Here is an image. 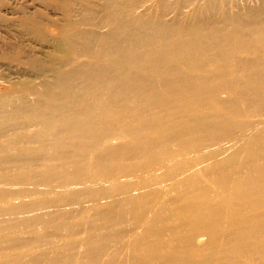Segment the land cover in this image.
<instances>
[{
    "label": "bare ground",
    "instance_id": "1",
    "mask_svg": "<svg viewBox=\"0 0 264 264\" xmlns=\"http://www.w3.org/2000/svg\"><path fill=\"white\" fill-rule=\"evenodd\" d=\"M138 1L103 0L89 60L38 99L0 97V264H69L30 250L59 232L83 264H264V0H204L186 22ZM72 174H106L123 198L100 210L94 188L92 207L51 210L40 188Z\"/></svg>",
    "mask_w": 264,
    "mask_h": 264
},
{
    "label": "rangeland",
    "instance_id": "2",
    "mask_svg": "<svg viewBox=\"0 0 264 264\" xmlns=\"http://www.w3.org/2000/svg\"><path fill=\"white\" fill-rule=\"evenodd\" d=\"M175 1L168 0L171 9L165 13V18L176 22H186L192 9L206 3L204 0H195L194 5H186L177 10ZM216 2L218 3V0ZM157 4L158 0H139L136 12L146 13V17H156ZM206 5L210 7V4ZM103 9V0H0V97L7 96L5 99L10 97L19 102L22 98L24 102L28 99L36 100L45 86L55 83L59 72L68 71L76 62L89 60L83 40L94 34L105 33V28L94 25L100 21L101 12L105 11ZM77 89L80 92L83 90L82 86ZM2 102L5 104V100ZM32 132L29 128L28 133ZM118 142L119 140H115L113 143L116 145ZM170 163V160H166L163 165ZM75 175L72 174L73 179L66 183L53 180L49 187L40 188L44 194L42 197L49 199L53 204L51 210L62 214L70 213L73 207L71 195L81 199L82 208L92 207L93 203L90 201L88 205L87 202L84 204L86 198L83 199L82 195L94 188L107 191L101 198V203L97 205L102 206L100 210L105 209V205L109 206L122 200V195L110 187L113 184L112 177L106 174H87L83 177ZM140 175L141 172L130 170L126 172L125 178L134 179ZM33 200L35 198L29 196L12 197L7 201V207L31 203ZM99 225L100 231H109L104 228L106 224ZM32 228L34 229L22 236L39 240L38 234L41 236V231ZM202 239L203 237L199 236L196 240L200 248ZM41 242L43 244L30 250L35 254H51L50 257L58 259L65 257L69 264H83L78 260V254L82 250L75 248L71 236L59 232L54 235L52 241L45 242L41 239Z\"/></svg>",
    "mask_w": 264,
    "mask_h": 264
}]
</instances>
